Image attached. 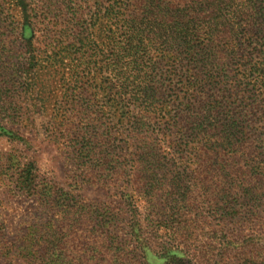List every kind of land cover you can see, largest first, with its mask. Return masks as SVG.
Instances as JSON below:
<instances>
[{
    "label": "trees",
    "instance_id": "trees-1",
    "mask_svg": "<svg viewBox=\"0 0 264 264\" xmlns=\"http://www.w3.org/2000/svg\"><path fill=\"white\" fill-rule=\"evenodd\" d=\"M15 1L18 7L25 3ZM53 2L27 3L31 18L46 27L33 31L38 39L30 28L24 30L30 38L29 57L15 68L7 62L10 56L0 52V72L29 75L38 98L43 96L41 71L61 75L72 92L62 104L70 116L61 126L73 136L78 153L104 150L106 158L112 157L111 133L95 134L98 150L97 142L81 135L95 105L118 117L119 142L134 147L118 160L124 173H134L135 241L134 250L116 244L121 250L117 261L126 262L122 257L138 252L141 258L151 253L175 263L173 250L185 253L183 249L154 239L187 241L193 208L211 207L231 216L239 213H228L235 207L264 204V69L258 62L264 48V0H102L88 15L77 11L72 18L62 8L53 14ZM56 24L60 27L53 30ZM16 30L14 25L10 34L15 41ZM96 89L105 93L103 103L88 94ZM54 111L56 116L63 112ZM75 113L78 122L73 124ZM65 201L62 213L70 226L60 228L55 220L41 224L27 246L35 264L115 263L92 236L117 239V228L103 230V222L93 219L99 209L74 210L67 197ZM81 210L94 221L86 229L89 249L75 246L70 251L63 240L74 233L77 222L71 215ZM120 215L127 218L128 212Z\"/></svg>",
    "mask_w": 264,
    "mask_h": 264
},
{
    "label": "rangeland",
    "instance_id": "rangeland-1",
    "mask_svg": "<svg viewBox=\"0 0 264 264\" xmlns=\"http://www.w3.org/2000/svg\"><path fill=\"white\" fill-rule=\"evenodd\" d=\"M9 1L7 4L5 0H0V52L10 56L7 62L15 68L29 57L30 38L28 40L24 35V30L30 28L28 32L34 34L33 31L40 32L46 25L31 18L32 13L26 11L27 3L32 5L41 0H25L20 7L16 6L15 0ZM96 1L102 0H64L66 5L54 0V6L49 10L59 14L57 11L62 8L71 18L77 11L88 15ZM4 16L9 19L5 21ZM14 25L18 32L17 41L10 35ZM59 27L56 24L51 28ZM34 35L38 39V34ZM88 55L92 53L89 51ZM92 60H95V55ZM258 62L264 69V48ZM11 71L3 69L0 72V264L36 263L32 259V249H27V246L32 244V236L40 230L41 224L55 220V224L61 225L60 228L70 226V219L62 213L66 197L74 210L83 206L88 208L87 211L90 208L99 209L100 214L93 219L103 222V230L117 228L120 237L117 239L104 234L92 236L99 241L97 245L102 247L103 253L107 252L109 257L116 260L113 264H135V261L139 262L137 264H264L263 203L240 209L235 207L230 211L228 207V213L239 212L231 216L216 214L211 207L193 208L187 218L189 229L186 232L191 235L187 241L184 238L179 244V241L168 237L161 241L154 239L158 243L171 245V248L178 245L183 249L185 253L173 250L178 259L175 263L169 260L170 257L146 253L141 258L138 256L140 253L127 251L130 256L122 257L126 262L117 261L116 255L118 258L121 250L116 244L131 245L134 250L135 241L132 200L134 173H124L118 160L121 155L129 156L134 147L130 145L127 148L119 142L120 136L116 134V130L121 128L118 117L111 118L107 109L95 105L94 115L90 114L91 119L81 135L91 137L92 142L96 143L100 140L95 138V134L111 133L115 138L108 145L112 157L106 158L104 150H98L100 142L96 143L98 151L95 153H78L76 144L71 143L73 136L69 137L68 129L61 126L70 116H65L66 108L62 104L65 95L68 94L70 98L72 93L64 86L61 75H55L48 69L41 71L38 82L43 96L38 98L33 87L35 82L29 80V75L27 77ZM97 84H100L99 80ZM88 94H93L97 101L103 103V91L96 89ZM58 108L63 112L56 116L54 110ZM75 115L71 121L73 124L78 122L74 119ZM124 126L126 129L129 127L127 122ZM108 159L112 160L111 166ZM127 195L131 196L132 201ZM107 209L113 211V217L106 215ZM82 211L71 215L73 221L77 222L71 228L74 241L71 237L63 240L69 243L70 251L75 246L77 249H89L90 235L86 229L92 218L82 215ZM122 211L128 212L127 218L120 215ZM77 227L80 228L78 233ZM57 243L55 241V245Z\"/></svg>",
    "mask_w": 264,
    "mask_h": 264
}]
</instances>
